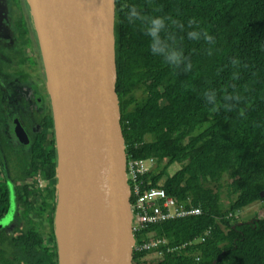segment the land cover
<instances>
[{
	"label": "trees",
	"instance_id": "1",
	"mask_svg": "<svg viewBox=\"0 0 264 264\" xmlns=\"http://www.w3.org/2000/svg\"><path fill=\"white\" fill-rule=\"evenodd\" d=\"M116 5V90L127 157L157 158L158 171L142 176L144 185L162 183L177 202L201 210L135 231L136 245L165 239L156 264H264V216L240 222L231 215L264 201V0ZM174 164L181 168L170 176ZM29 224L18 257L58 264L54 217L47 234ZM150 253L134 250V264Z\"/></svg>",
	"mask_w": 264,
	"mask_h": 264
},
{
	"label": "water",
	"instance_id": "2",
	"mask_svg": "<svg viewBox=\"0 0 264 264\" xmlns=\"http://www.w3.org/2000/svg\"><path fill=\"white\" fill-rule=\"evenodd\" d=\"M26 1L54 118L58 264H133L116 0Z\"/></svg>",
	"mask_w": 264,
	"mask_h": 264
},
{
	"label": "flooded vegetation",
	"instance_id": "3",
	"mask_svg": "<svg viewBox=\"0 0 264 264\" xmlns=\"http://www.w3.org/2000/svg\"><path fill=\"white\" fill-rule=\"evenodd\" d=\"M0 12V264H27L18 244L29 220L47 234L55 218L54 118L27 1L0 0Z\"/></svg>",
	"mask_w": 264,
	"mask_h": 264
},
{
	"label": "built area",
	"instance_id": "4",
	"mask_svg": "<svg viewBox=\"0 0 264 264\" xmlns=\"http://www.w3.org/2000/svg\"><path fill=\"white\" fill-rule=\"evenodd\" d=\"M158 164L159 160L154 157L141 160H129L127 157V179L131 186L132 196L133 194L135 196V202L133 205L131 204L133 232L143 231L151 225L162 222L199 216L201 214L200 208L183 206L173 197L167 195L162 188V183H158L157 186H151L152 181L149 179L147 186L144 185L141 177L156 173L159 168ZM201 239L204 240L203 237ZM165 243V239L157 238L145 241L138 246L135 244L134 250L152 251L160 256L161 251L158 248Z\"/></svg>",
	"mask_w": 264,
	"mask_h": 264
},
{
	"label": "rangeland",
	"instance_id": "5",
	"mask_svg": "<svg viewBox=\"0 0 264 264\" xmlns=\"http://www.w3.org/2000/svg\"><path fill=\"white\" fill-rule=\"evenodd\" d=\"M138 94L140 95L141 93L139 92ZM180 168H181L180 164H174L169 168L168 174L171 176ZM222 184H223L222 200H223V204L227 205L229 202L228 187L224 180L222 181ZM263 209H264V201H259L252 205H248L236 212L237 220H239L240 222H248L253 220L254 218L262 217L264 216ZM159 258L160 256L153 252L152 254L150 253L146 258H144V260L140 262V264H156L159 261Z\"/></svg>",
	"mask_w": 264,
	"mask_h": 264
},
{
	"label": "clouds",
	"instance_id": "6",
	"mask_svg": "<svg viewBox=\"0 0 264 264\" xmlns=\"http://www.w3.org/2000/svg\"><path fill=\"white\" fill-rule=\"evenodd\" d=\"M232 215L235 216V218H237V217H236V213H235V214H232Z\"/></svg>",
	"mask_w": 264,
	"mask_h": 264
}]
</instances>
